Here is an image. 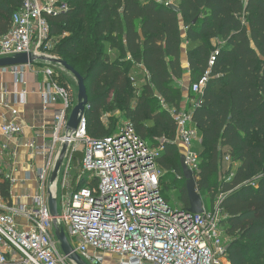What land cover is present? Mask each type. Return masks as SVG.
<instances>
[{
  "label": "trees",
  "instance_id": "16d2710c",
  "mask_svg": "<svg viewBox=\"0 0 264 264\" xmlns=\"http://www.w3.org/2000/svg\"><path fill=\"white\" fill-rule=\"evenodd\" d=\"M22 1L0 0V35L10 29L13 12ZM63 1L67 9L49 16L51 35L58 41L52 54L85 78L89 135L102 138L114 133L118 123L110 121L107 126L102 118L121 104L139 137L150 145L164 142L159 159L166 171L162 182L175 173L174 183L186 208L190 202L180 165L183 154L171 112L181 109L184 97L180 83L185 43L190 84L209 71V81L193 108L202 136L198 190L202 196L210 194L203 198L208 209L214 207L216 193L224 195L221 228L231 237L229 263L264 264V0H175L180 12L168 6L171 0ZM66 32L71 34L60 39ZM214 40L219 41L217 47ZM114 49H120L122 56H113ZM128 55L149 74L135 101ZM227 154L238 166L229 178L216 183ZM10 190V182L1 183L4 197L10 198Z\"/></svg>",
  "mask_w": 264,
  "mask_h": 264
},
{
  "label": "built area",
  "instance_id": "2783aa9c",
  "mask_svg": "<svg viewBox=\"0 0 264 264\" xmlns=\"http://www.w3.org/2000/svg\"><path fill=\"white\" fill-rule=\"evenodd\" d=\"M58 2L23 0L13 12L10 29L0 35V59L20 53L34 57L33 63L5 70L12 71L17 80H23L27 67L42 74L44 107L61 105L55 110L52 138L40 144L35 140L26 143L33 155L44 160L37 172L36 192L27 196L29 203L3 196L1 183L8 181L12 186L17 182L10 168L18 153L7 140L0 145V264H77L63 252L57 228L64 230L87 264H230L221 228L224 195L212 209L204 204L202 213L191 212L184 205L171 206L161 192L166 173L159 163L165 150L163 141L150 145L127 120L118 122L110 135L92 137L85 113L77 129L68 127L75 103L71 85L61 82L64 66L53 61L58 57L52 54L56 40L49 22V16L61 11ZM217 54V49L211 54L210 67ZM38 64L43 65L40 70ZM208 81L209 71L191 84L192 92L198 95L194 107ZM20 94L26 100L27 91ZM171 112L185 162L196 177L202 136L193 120V109ZM18 115L14 108L3 118L0 137L11 139L24 133ZM102 119L106 124L108 113ZM65 144L63 161L52 181ZM226 161H232L228 154L222 165ZM50 194L57 201L56 217L51 212ZM112 257H118L115 263L107 262Z\"/></svg>",
  "mask_w": 264,
  "mask_h": 264
},
{
  "label": "crops",
  "instance_id": "0c3cea01",
  "mask_svg": "<svg viewBox=\"0 0 264 264\" xmlns=\"http://www.w3.org/2000/svg\"><path fill=\"white\" fill-rule=\"evenodd\" d=\"M181 23L183 36L186 37L183 19ZM182 65L184 76L181 84L187 86L190 84L191 74L186 43L183 45ZM42 67V64L36 66L38 70ZM142 67L148 72L146 67ZM43 81L44 76L37 74L30 67L25 68L23 80H17L15 74L10 70H5V67L0 68V125L3 123V118L10 116L11 109L15 108L19 111L17 122L24 128V133L21 136L11 139L5 136L0 137V145L7 140L10 142L11 148H15L18 153L14 166L10 168L17 179V182L11 186L10 190L11 199L15 202H18V200L22 203L30 202L27 196L36 192L37 172L44 161L41 155H33L26 143L35 140L40 144L52 138L55 110L61 106L56 104L48 108L44 107L40 94ZM23 90L28 93L26 100L20 94ZM5 158L4 162L8 159L7 157Z\"/></svg>",
  "mask_w": 264,
  "mask_h": 264
},
{
  "label": "rangeland",
  "instance_id": "374dc122",
  "mask_svg": "<svg viewBox=\"0 0 264 264\" xmlns=\"http://www.w3.org/2000/svg\"><path fill=\"white\" fill-rule=\"evenodd\" d=\"M58 8L61 11H64L67 9V5L66 3H64L63 0H59ZM181 22H182V19H181ZM70 34L71 33L69 32L62 34L60 36V39H63L69 36ZM57 42L58 41H56V44ZM218 44H219V41L215 40L214 46L217 47ZM110 53L115 57L122 56V52L120 49H114L110 51ZM127 58L131 61V71H130V78L132 80L131 96H132V101H135L136 98L139 97L140 94L142 93L143 86L149 81V76H148V72L141 65L136 63V61L134 60L132 56L128 55ZM62 77H61L62 83L71 85V91H72L71 96H72L73 102L76 105L78 102L77 80L74 77V75L66 69H64V72H62ZM191 87H192L191 84L187 86H183L180 83V88L183 91L182 94H184L183 101L181 103V108H186L187 110H192L194 107V104L196 103V100L198 99V95L192 92ZM157 104H162V102L158 101ZM123 114H124V108L121 104H119L117 107L111 109L108 112V119L106 120V125L108 126L110 124V121H112L114 125L115 123L117 124L118 122H121L122 120H126ZM198 151L202 152V148L200 147V145L198 146ZM224 157H226V155ZM237 166H238V162L234 161L233 159L231 162L226 161L221 171L216 175L215 182L220 183L221 181L229 178L230 175L235 171ZM174 177H175L174 172H171L166 175V178L163 180V182H161V192L171 206L173 207L182 206L184 205V203L182 202L179 191L175 186ZM209 196L210 194L206 193L203 196V198L207 199L209 198ZM221 197H222V194L220 192L215 194V197L213 199L215 200L214 205L218 201H220ZM60 210H61V207H60ZM225 241L227 242V244L231 241V237L228 234L225 235ZM117 259L118 257L108 258L107 262L115 263ZM89 264H92V263L90 262Z\"/></svg>",
  "mask_w": 264,
  "mask_h": 264
},
{
  "label": "water",
  "instance_id": "95a60500",
  "mask_svg": "<svg viewBox=\"0 0 264 264\" xmlns=\"http://www.w3.org/2000/svg\"><path fill=\"white\" fill-rule=\"evenodd\" d=\"M168 6L177 12L181 11L180 7L176 3H168ZM33 58L34 57L29 53H20L13 57L2 58L0 59V68L33 63ZM53 61L62 64L64 68L68 70L69 72H71L77 80L78 102L72 108L69 121H68V127L70 129H77L79 126L80 120L83 114L85 113L86 106L88 104V99H89L87 86L85 83V78L73 66H71L66 60L60 59V58H53ZM66 148H67V145L65 144L63 146L61 155L56 162L54 171L51 175L52 181L55 180L57 177V173L63 161V156H64ZM180 165L182 168L183 177L186 180V188H187L189 202H190L188 209L189 211L194 212V213H202L204 211L203 196L198 190L195 172L186 164L184 155H182L180 158ZM49 204H50L51 212L53 216L56 217L58 215V206H57V201L52 194H50ZM56 234H57L58 239L61 241V248L65 254L69 255V257L73 259L77 264H87L81 258V256L77 252H75L64 230H59L57 228Z\"/></svg>",
  "mask_w": 264,
  "mask_h": 264
}]
</instances>
